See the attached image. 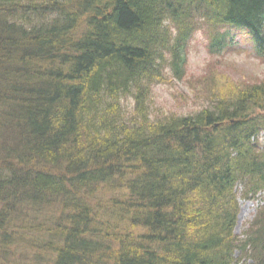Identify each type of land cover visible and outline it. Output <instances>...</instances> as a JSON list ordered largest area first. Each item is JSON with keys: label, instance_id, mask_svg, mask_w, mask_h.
Returning a JSON list of instances; mask_svg holds the SVG:
<instances>
[{"label": "trees", "instance_id": "trees-1", "mask_svg": "<svg viewBox=\"0 0 264 264\" xmlns=\"http://www.w3.org/2000/svg\"><path fill=\"white\" fill-rule=\"evenodd\" d=\"M200 30L264 62V0H0L1 261L264 264V81L150 116Z\"/></svg>", "mask_w": 264, "mask_h": 264}, {"label": "rangeland", "instance_id": "rangeland-1", "mask_svg": "<svg viewBox=\"0 0 264 264\" xmlns=\"http://www.w3.org/2000/svg\"><path fill=\"white\" fill-rule=\"evenodd\" d=\"M234 34L240 45L222 55L213 56L207 50L208 41L204 31L195 32L191 42L186 46L187 65L183 78L177 79L167 68L164 81L153 83L147 100L152 119L187 116L208 108V91L218 86L224 90L251 86L264 81V62L255 59L247 49L245 34L240 31H235ZM123 106L132 112L133 103L124 102ZM238 203L239 215L234 234L242 236L259 214L258 212L264 208V195L260 194V197L254 201L239 200ZM18 242L17 240V244ZM24 244L26 242L8 249L7 260H0V264H21L23 252L20 246H26ZM27 259L30 261L28 257Z\"/></svg>", "mask_w": 264, "mask_h": 264}]
</instances>
